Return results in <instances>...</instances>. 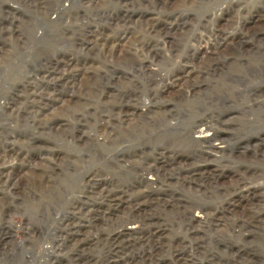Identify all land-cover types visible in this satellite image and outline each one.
Instances as JSON below:
<instances>
[{"label": "rangeland", "instance_id": "obj_1", "mask_svg": "<svg viewBox=\"0 0 264 264\" xmlns=\"http://www.w3.org/2000/svg\"><path fill=\"white\" fill-rule=\"evenodd\" d=\"M0 36V264H264V0H0Z\"/></svg>", "mask_w": 264, "mask_h": 264}, {"label": "bare ground", "instance_id": "obj_2", "mask_svg": "<svg viewBox=\"0 0 264 264\" xmlns=\"http://www.w3.org/2000/svg\"><path fill=\"white\" fill-rule=\"evenodd\" d=\"M230 9H232L230 7ZM235 9V8H234ZM236 11V10H235ZM147 17V16H146ZM142 18V17H141ZM154 18V17H153ZM53 19V18H52ZM151 19V18H150ZM155 19V18H154ZM147 20V19H146ZM154 22V21H153ZM63 23V22H62ZM149 24V23H148ZM153 24V23H152ZM151 25V24H150ZM154 25V24H153ZM164 25V24H163ZM142 26V25H140ZM155 27V26H154ZM145 28V27H144ZM153 28V26H152ZM161 29V28H160ZM4 30V29H3ZM140 30V28H139ZM144 31V30H143ZM151 31V30H150ZM163 31V30H162ZM215 31V30H214ZM218 31V30H217ZM216 33V31H215ZM222 34V33H221ZM3 36V35H2ZM117 36V35H116ZM132 36V35H131ZM1 37V36H0ZM91 37V36H90ZM119 37V36H118ZM232 37V36H231ZM116 38V37H115ZM121 38V37H120ZM119 39V38H118ZM117 39V41H118ZM76 40V39H75ZM110 40V39H109ZM227 40V39H226ZM74 41V40H73ZM115 41V40H113ZM131 41V40H130ZM230 41V39H229ZM225 42V41H224ZM113 43V42H112ZM118 43V42H117ZM228 43V42H227ZM77 44V43H76ZM125 44V43H124ZM230 44V43H229ZM225 46V45H224ZM213 47V46H212ZM217 47H220L219 45H217ZM143 48V47H142ZM224 48V47H223ZM144 50V49H143ZM221 50V49H220ZM216 51V50H215ZM75 58V57H74ZM56 59V58H55ZM65 67V66H64ZM142 68V67H141ZM38 69V68H37ZM72 69V68H70ZM182 69V68H181ZM62 70V68H61ZM84 70V69H83ZM183 70V69H182ZM60 71V70H59ZM58 71V72H59ZM82 71V70H81ZM38 72V71H36ZM50 71L49 70H44L42 72V74H47V76H41V81H42V85L38 88H36V84L35 85H32L31 86V90H33V92L29 93L27 96V99L30 100V101H26L25 103V110H30V112L27 113V115L30 117V125H28L27 129L29 131V133H32V135H26L24 138H25V144L26 146L27 145H33V142L36 141V138H34V134H37V133H40V132H44V131H48V132H52L53 129H55L57 126H59L58 124L62 123L61 120H58L60 118L58 117H53L51 116L50 118L48 119H40V117L37 116V114L39 113H36V110L38 111V108L40 107L41 103L44 101L46 103H54V102H59L61 103V99L60 98H57L59 95H61V85L58 84L57 86H55V78L56 77H53L52 79H49L47 81H45V79L50 76L49 73ZM66 72H68L66 70ZM150 73V72H149ZM184 73V72H183ZM190 73V72H189ZM54 75H59L61 73H56L55 71H53ZM82 74V72H81ZM185 74V73H184ZM188 74V73H187ZM83 75V74H82ZM186 75V74H185ZM63 76V75H61ZM77 77V74H75L73 76L74 79H76ZM83 77V76H82ZM85 77V76H84ZM178 77V76H177ZM31 78V77H30ZM181 78H182V75H181ZM33 79V78H32ZM65 79V78H64ZM175 79V78H174ZM177 79V78H176ZM172 80V79H171ZM182 80V79H181ZM67 81V80H66ZM65 82V81H64ZM68 82V81H67ZM183 82V81H182ZM185 82V81H184ZM50 83H54V85H51ZM176 83V82H175ZM178 83V82H177ZM75 85V84H74ZM167 85V84H166ZM43 86H44V89H43ZM52 86L53 89H52V93H47L45 94V88H48L50 89L49 87ZM73 85L70 86V88L72 87ZM168 87H164L163 90L161 91L162 94H165L166 92L168 93V90H169V85H167ZM171 86V85H170ZM37 89V90H36ZM172 90V89H171ZM38 91V92H36ZM110 93V92H109ZM26 96V95H25ZM24 96V97H25ZM42 104L43 106H46L45 104ZM23 105V104H22ZM38 105V106H37ZM37 106V107H36ZM0 107H2V105L0 104ZM50 107V106H49ZM34 108H36V110H34ZM46 109H49L46 107ZM41 114V113H40ZM36 115V116H35ZM133 116V113H125V115L121 116V115H118V118L119 119H123L124 122L128 121L130 117ZM58 120V121H57ZM61 121V122H60ZM24 122V121H22ZM129 123V122H127ZM58 128V127H57ZM59 130V129H57ZM10 133V132H9ZM41 134V133H40ZM103 134V133H102ZM200 134V133H199ZM206 135H204L205 137ZM27 137V138H26ZM203 136H197L196 138L197 139H202L204 138ZM40 138V137H39ZM206 138V137H205ZM5 140H7L8 142L5 141V143L2 145L3 148H1L2 151H0V159H5V157L8 156V158H10L11 160H13V162H15V160H19L20 157L23 158L24 154V150L20 149V148H17L15 146V136L14 134H8L7 137L5 138ZM24 144V145H25ZM215 145V144H214ZM0 146V147H2ZM216 146V145H215ZM220 148V147H219ZM218 148V149H219ZM22 155V156H21ZM49 161V160H48ZM13 162L9 161V164H6L5 162L1 163L3 164L2 167L0 168V185L1 186H4L5 185V182H3V177H6V175H4L5 173H7V170H8V166L10 167V165L12 164L13 165ZM16 164V163H15ZM4 165H7V166H4ZM14 168V167H13ZM150 168V167H149ZM199 169V168H198ZM150 186V185H148ZM140 187V186H139ZM107 188V187H106ZM121 189V188H120ZM111 192V190L109 191ZM102 193V192H101ZM107 194H109L107 192ZM117 195V194H116ZM116 195H111V196H107L108 199L106 200L107 201V208L110 209H114L115 211L119 210V208H121L122 206H125V204L127 205L128 201L126 199H124V196L126 195L124 192L121 191V193L118 194V196ZM89 197H92V193L90 194L89 193ZM109 203V205H108ZM129 204V203H128ZM104 212V211H103ZM73 213V212H72ZM117 213V212H116ZM103 214H106V213H103ZM197 217V216H196ZM198 218V217H197ZM202 218V217H201ZM126 223L125 225H122ZM143 223H141L140 221H138L135 217L131 220L128 219V222H123L121 223V226L119 227L120 230H118L116 232V237L115 239L119 240V238H127V237H130L132 234H134L135 232L141 230L140 229V226H142ZM145 225V224H144ZM148 225V224H146ZM72 231L74 232L73 228H72ZM71 231V232H72ZM77 233V232H76ZM75 234V232L73 233Z\"/></svg>", "mask_w": 264, "mask_h": 264}]
</instances>
